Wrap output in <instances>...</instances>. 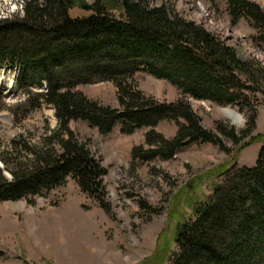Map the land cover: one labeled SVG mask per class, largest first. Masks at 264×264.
Masks as SVG:
<instances>
[{
    "label": "trees",
    "instance_id": "16d2710c",
    "mask_svg": "<svg viewBox=\"0 0 264 264\" xmlns=\"http://www.w3.org/2000/svg\"><path fill=\"white\" fill-rule=\"evenodd\" d=\"M117 1L121 16L99 1L80 7L89 15L74 17L70 12L76 0H23L22 18H0V66L19 65L22 89L27 87V74L31 85L45 84V91L27 93L25 106L32 102L33 109L51 106L60 123L49 138L53 141L49 147L19 150L16 146L0 156L4 166H0V202L32 204L34 198L50 194L72 177L86 197L111 213L104 185L107 170L76 140L71 121L86 122L102 136L116 126L124 134L151 128L145 136L147 149H133L134 161L170 160L194 144L210 143L228 152L215 133L202 127L186 97L242 111L249 100L263 93L259 70L254 71L233 47L203 27L166 5ZM226 1L232 24L245 19L256 33L253 42L264 49V11L250 0ZM53 45L60 49V58H74L72 65L57 61ZM138 71L169 81L182 97L173 103L146 97L134 78ZM95 75L116 86L119 109L101 106L75 90ZM256 118L254 111L249 129L242 132L244 139L249 137L244 146L261 142L256 165H235L221 172L224 179L214 186L212 195L196 203L193 217L177 226V250L171 254V264H264V135H252ZM166 120L177 126L173 139L154 130ZM218 129L239 143L221 125ZM228 237L234 240L231 247H226ZM229 250L232 255L227 254Z\"/></svg>",
    "mask_w": 264,
    "mask_h": 264
},
{
    "label": "rangeland",
    "instance_id": "374dc122",
    "mask_svg": "<svg viewBox=\"0 0 264 264\" xmlns=\"http://www.w3.org/2000/svg\"><path fill=\"white\" fill-rule=\"evenodd\" d=\"M98 1L121 16L117 0H76L70 14L87 16L91 12L80 7ZM250 1L264 11V0ZM145 3L152 7L166 5L181 18L233 47L242 61L253 65L254 71L259 70L257 76L263 93L249 100L242 111L232 106L243 120L239 126L222 114L221 109L227 110V106L186 97L202 127L215 133L228 152L210 143L194 144L170 160L134 161L133 149L138 146L147 149L145 136L151 128L124 134L116 126L112 133L102 136L86 122L71 121L69 128L76 140L107 170L104 185L111 213L86 197L72 177L50 194L34 198L32 204L27 200L0 202L3 254L0 264H171V254L177 250L174 243L177 226L193 217L196 203L212 195L214 186L224 179L221 172L235 165L249 168L256 165L261 142L244 146L249 137H242V132L249 129L254 111L257 118L252 135H264V49L253 42L254 29L245 19L232 24L226 0H145ZM23 11V0H0L1 19L22 18ZM53 49L57 61L72 65L74 58L64 60L59 57L60 49L56 46ZM76 68L80 69L81 64ZM19 72V65L0 66V156L16 146L19 150L49 147L53 142L49 138L59 129L51 106L33 109V102L25 106L27 93L45 91L46 85L41 88L31 85L27 74L24 79L27 87L22 89ZM74 75H79V71H74ZM134 78L138 89L158 103H173L182 97L179 88L167 80L143 71L136 72ZM75 90L101 106L120 107L116 86L96 75L89 83L78 84ZM219 125L239 139V143L220 132ZM154 130L169 140L176 135L177 126L166 120ZM5 174L9 176L8 172ZM233 241L228 237L226 247L234 245ZM227 254L233 253L229 250Z\"/></svg>",
    "mask_w": 264,
    "mask_h": 264
},
{
    "label": "bare ground",
    "instance_id": "6f19581e",
    "mask_svg": "<svg viewBox=\"0 0 264 264\" xmlns=\"http://www.w3.org/2000/svg\"><path fill=\"white\" fill-rule=\"evenodd\" d=\"M227 110H223L221 109L222 114L229 119L233 124L239 126L240 124H242V118L240 116H238L239 112L238 111H234V108H226ZM238 113V114H237Z\"/></svg>",
    "mask_w": 264,
    "mask_h": 264
},
{
    "label": "water",
    "instance_id": "95a60500",
    "mask_svg": "<svg viewBox=\"0 0 264 264\" xmlns=\"http://www.w3.org/2000/svg\"><path fill=\"white\" fill-rule=\"evenodd\" d=\"M226 108H228V109H229V108H233V107H232V106H227ZM226 108H225V109H226ZM233 110H234V111H238V110H237V109H235V108H234ZM237 114H238V113H237ZM242 122H243V120H242Z\"/></svg>",
    "mask_w": 264,
    "mask_h": 264
}]
</instances>
